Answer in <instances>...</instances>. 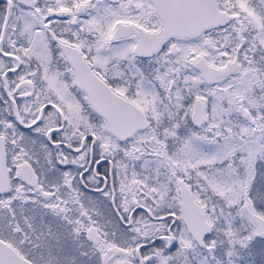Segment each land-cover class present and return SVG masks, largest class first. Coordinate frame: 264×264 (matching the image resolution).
<instances>
[{
	"label": "snow or ice",
	"instance_id": "6c2138e0",
	"mask_svg": "<svg viewBox=\"0 0 264 264\" xmlns=\"http://www.w3.org/2000/svg\"><path fill=\"white\" fill-rule=\"evenodd\" d=\"M0 264H264V0H0Z\"/></svg>",
	"mask_w": 264,
	"mask_h": 264
}]
</instances>
